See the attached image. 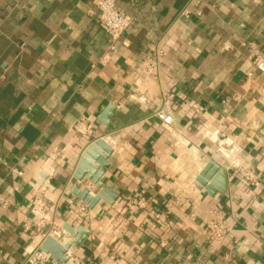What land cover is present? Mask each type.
Wrapping results in <instances>:
<instances>
[{"label": "crops", "instance_id": "1", "mask_svg": "<svg viewBox=\"0 0 264 264\" xmlns=\"http://www.w3.org/2000/svg\"><path fill=\"white\" fill-rule=\"evenodd\" d=\"M189 3L116 0L132 24L103 60L111 41L94 0H0V264L41 241L23 226L36 196L59 226L82 229L67 249L81 264H264V75L250 59L264 53V0H201L200 15ZM160 44L146 77L142 59ZM98 140L111 149L103 198L75 178ZM237 157L260 181L250 197ZM210 162L213 195L193 185ZM85 190L97 200L81 219L69 203ZM218 208L222 241L208 230Z\"/></svg>", "mask_w": 264, "mask_h": 264}, {"label": "built area", "instance_id": "2", "mask_svg": "<svg viewBox=\"0 0 264 264\" xmlns=\"http://www.w3.org/2000/svg\"><path fill=\"white\" fill-rule=\"evenodd\" d=\"M200 4L201 0H190L189 3V6L197 9V15H200ZM94 5L97 10V19L99 24L108 34L111 41L107 52L103 57V60H107L110 58L111 54L117 52L119 42L125 33H127V31L130 29L132 20L129 16L119 11L116 0H94ZM188 14L189 11L187 7L183 10L182 15L187 16ZM224 49L227 50L228 47H224ZM163 56L164 50L162 49L161 44L154 47L144 56L141 66L146 77H156L158 75L160 62ZM250 59L254 67V71L264 75V53L258 49H251ZM247 77L251 78L252 73H248ZM249 81L251 80L249 79ZM169 98L171 99L172 96ZM194 110L196 113H198L196 107H194ZM155 116L165 128L170 127L173 123L172 115H170L164 109L157 111ZM89 129H91L90 125L87 126V130ZM232 165L233 170H235L240 181H242L247 191H249L247 196L250 197L251 194H253V191L260 185V181L255 170L249 167L243 161H240L238 157ZM143 204L144 200H141L137 203L139 207H142ZM30 205L31 216L25 220L23 224L24 229L32 235L41 233L42 238L34 249L24 254L21 264H48L52 255L43 250V244L45 243L46 239L51 237L64 246L67 245V243H62L67 240L68 233L64 228L55 223L53 219L48 218L45 215L47 210V200L44 197H34L31 200ZM69 206L76 216L80 217L81 219L85 218L88 214V205L82 201H71ZM216 211L217 217L215 221L208 225V230L213 240L222 241L226 229L225 220L220 208H218ZM155 217L159 224H166V219L162 215L157 214ZM47 227L48 229H46ZM67 251L65 253V257L67 256L66 259L69 261V264H81L77 257H71Z\"/></svg>", "mask_w": 264, "mask_h": 264}, {"label": "water", "instance_id": "3", "mask_svg": "<svg viewBox=\"0 0 264 264\" xmlns=\"http://www.w3.org/2000/svg\"><path fill=\"white\" fill-rule=\"evenodd\" d=\"M101 148L104 149V151L106 152L105 154L102 153ZM110 151L111 149L107 147L104 141L102 140H98L92 143L90 147L82 154L76 169L75 178L79 180L86 178L91 182V184L96 185L97 188L101 190V193L97 195V198H103V194L107 193V189H105L101 183V178L106 172L108 166L106 159ZM49 164L50 163L48 162L44 166L43 171L37 177L40 184L47 179V170ZM212 166L213 164L211 162L208 163L201 170L193 184L198 190L205 189L211 195L215 193V189L212 185H208L206 181L208 178V170H210ZM85 170H87V173H85ZM42 189L45 190V186ZM75 194L85 204L90 205V207H92L97 200H93L87 190L83 192H76ZM64 229L75 238L72 244H67L63 246L51 237L47 238L45 243L43 244V250L47 253H50L56 261H65V253L67 249H69L71 246H78L81 243L80 235L81 233H83L82 229L76 230L68 225H66Z\"/></svg>", "mask_w": 264, "mask_h": 264}]
</instances>
